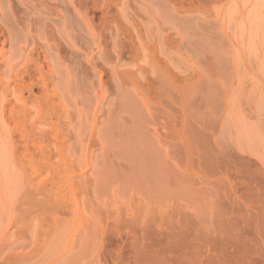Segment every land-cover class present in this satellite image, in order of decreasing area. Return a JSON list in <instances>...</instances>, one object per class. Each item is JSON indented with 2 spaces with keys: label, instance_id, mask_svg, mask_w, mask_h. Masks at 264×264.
Returning a JSON list of instances; mask_svg holds the SVG:
<instances>
[{
  "label": "rangeland",
  "instance_id": "rangeland-1",
  "mask_svg": "<svg viewBox=\"0 0 264 264\" xmlns=\"http://www.w3.org/2000/svg\"><path fill=\"white\" fill-rule=\"evenodd\" d=\"M0 264H264V0H0Z\"/></svg>",
  "mask_w": 264,
  "mask_h": 264
}]
</instances>
